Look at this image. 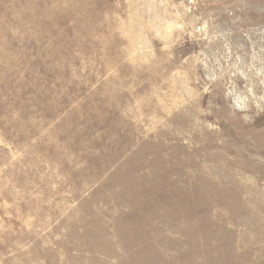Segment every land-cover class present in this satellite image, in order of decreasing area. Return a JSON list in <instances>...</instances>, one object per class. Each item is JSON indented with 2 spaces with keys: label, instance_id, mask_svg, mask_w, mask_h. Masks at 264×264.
Segmentation results:
<instances>
[{
  "label": "rangeland",
  "instance_id": "rangeland-1",
  "mask_svg": "<svg viewBox=\"0 0 264 264\" xmlns=\"http://www.w3.org/2000/svg\"><path fill=\"white\" fill-rule=\"evenodd\" d=\"M0 264H264V0H0Z\"/></svg>",
  "mask_w": 264,
  "mask_h": 264
}]
</instances>
